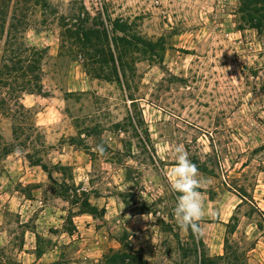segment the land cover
<instances>
[{
    "label": "rangeland",
    "instance_id": "obj_1",
    "mask_svg": "<svg viewBox=\"0 0 264 264\" xmlns=\"http://www.w3.org/2000/svg\"><path fill=\"white\" fill-rule=\"evenodd\" d=\"M6 5L0 264H102L121 239L147 264H200L202 251L222 256L225 240L239 264H264V33L239 29V0ZM98 15L163 39L161 62L134 55L128 88L88 75L84 55L63 44L78 18ZM34 58L40 95L20 89ZM177 146L198 168L205 203L203 234L193 239L173 215ZM75 200L97 215H78Z\"/></svg>",
    "mask_w": 264,
    "mask_h": 264
},
{
    "label": "trees",
    "instance_id": "obj_2",
    "mask_svg": "<svg viewBox=\"0 0 264 264\" xmlns=\"http://www.w3.org/2000/svg\"><path fill=\"white\" fill-rule=\"evenodd\" d=\"M10 0H0V16L5 15L6 3ZM239 29L246 28L255 30L258 34L264 33V0H239ZM107 17V25L104 24L102 16H96L91 19H79L78 24L73 25L72 29L64 30L61 34L63 44L71 42L70 45L84 55L86 62L84 69L88 75L95 79H102L106 82H114L119 87L128 86V72H132L130 62L133 63L136 58L134 55H139L140 58L150 62L159 63L162 61V53L164 52L163 39H158L153 42L143 38L137 34L134 22H128L120 18L113 19ZM0 28L3 29L2 26ZM12 29V28H11ZM67 39V40H66ZM113 46V49L111 48ZM25 51V50H24ZM29 51H32L29 49ZM37 56V54H36ZM34 58V62L27 66L29 79L22 86L21 92H30L40 95L41 86L39 85V59ZM18 67L13 68L12 73H18L22 70L21 61H14ZM37 65V66H35ZM25 75V74H24ZM22 75L23 78L25 76ZM16 79V78H15ZM15 90V89H14ZM129 100L135 101L130 98ZM40 165V164H39ZM41 167L46 170L45 166ZM64 170V167H59ZM63 187L67 188L63 185ZM66 189L64 193L66 194ZM73 204H78V215L96 216L97 209L88 203L87 200H75ZM103 210L100 211V214ZM190 237L194 235L191 230H188ZM121 250H110L102 257V264H147L143 256L133 252L121 239ZM202 245V242H199ZM236 255L228 250L227 240H225V253L222 256L208 257L203 251L200 253V264H239Z\"/></svg>",
    "mask_w": 264,
    "mask_h": 264
},
{
    "label": "clouds",
    "instance_id": "obj_3",
    "mask_svg": "<svg viewBox=\"0 0 264 264\" xmlns=\"http://www.w3.org/2000/svg\"><path fill=\"white\" fill-rule=\"evenodd\" d=\"M98 154L106 151L104 144L96 146ZM176 164L168 173L170 187L176 195L173 215L180 228L191 230L193 235H202L201 221L205 219V203L201 191V181L198 178V168L189 159L182 146L175 149Z\"/></svg>",
    "mask_w": 264,
    "mask_h": 264
}]
</instances>
